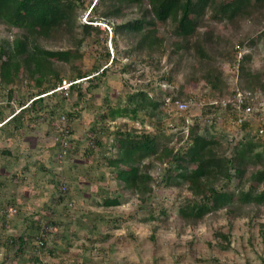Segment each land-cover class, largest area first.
I'll list each match as a JSON object with an SVG mask.
<instances>
[{"label": "rangeland", "instance_id": "obj_1", "mask_svg": "<svg viewBox=\"0 0 264 264\" xmlns=\"http://www.w3.org/2000/svg\"><path fill=\"white\" fill-rule=\"evenodd\" d=\"M89 11V0H86L78 12L79 24L88 23L93 13L88 16ZM134 17L136 11L131 10L123 20ZM111 22L118 23L116 20ZM99 25L100 31L89 36L76 26L71 32L59 30L50 39L38 42L44 49L77 50L80 54V58L70 62L53 64L62 80L57 83V89L67 86L79 72L95 73L94 69L104 66L106 53L117 64L112 65L107 78H102L98 87L89 88L88 82H82L81 87L87 92L84 99H77L75 94L69 93L61 102V110L53 117L24 124V128L19 130L14 126H10L7 132L0 130V237L5 239L3 245L9 244L7 240L10 236L16 238V234H10L11 229L28 235L21 219L29 215L30 210H38L43 219L41 222L35 219L38 224H34L32 229L41 230V226L50 223L49 218L53 217V221L63 226L71 224L68 230L77 232L75 239L68 234L70 246L55 235L63 232L64 227L55 226L57 229L54 227L47 234L49 249L62 251L68 264H264V205L236 206L235 212L222 210L193 221L183 219L179 214V209L191 199L184 184L174 183L166 187L152 184L153 193L149 200L144 201L123 192L122 184L115 180L105 159V155L116 153L112 133L117 129H126L158 135L157 125H160H151L144 112L138 113L135 122L117 118L113 121L108 119L107 124L101 125L98 119L104 110L106 97L115 101L121 97L124 103L127 93L156 85L158 88L160 84L162 89H166L161 76L170 77L176 95L186 99L181 101L188 102L195 109L214 98H225L222 92L211 88L204 76L217 71L229 89L225 90L224 86L222 91L225 90L224 94L229 96L232 90H237L238 84L243 85L234 68L246 54L250 55L243 60L246 67L250 72L262 75L261 84L254 89L258 101L264 100V36L260 35L264 30V10L253 12L247 19L232 22L214 21L208 12L195 38L204 44V58L198 56L194 49L187 53L175 50L174 42L178 40L169 24L158 25L157 35L165 42L153 52L133 51L137 42L135 37L125 34L114 37L107 24ZM23 37H28L25 29L0 22V45ZM17 75L13 85L5 87L0 84V112L3 111L4 116L16 112L20 100L25 101L37 92V84L26 71L23 73L20 70ZM157 92L155 90L152 95ZM57 99H50L48 104L53 105ZM192 100H199V104H191ZM62 115L65 116L64 121L59 119ZM93 125L100 127L96 134L100 143L91 148L89 135ZM257 125L259 121L252 120L245 132V129L231 127L228 123L210 124L208 132L218 137H229V133L234 132L235 139L245 136L261 145L264 139L254 136ZM62 129H68L72 134L67 137V154L59 160L62 149L58 141ZM179 129L180 126L168 133ZM165 137L161 141L162 146H180L174 135L172 142L167 139L168 135ZM156 157L146 159L143 165V170L154 177L163 175L166 170ZM263 167L264 162L247 164L246 178ZM57 178L66 186L60 203L55 202L61 186L56 182ZM244 184L248 189L252 183L246 179ZM263 188L264 184L258 191ZM118 194L125 197L119 206H99L104 197L113 198ZM44 203L47 206L43 207ZM6 209L8 212L4 211ZM9 209H16V213L10 215ZM161 209L165 210L164 215ZM5 215L9 221L7 228L3 227ZM88 232H93V236H89L91 242L86 239ZM4 246L8 253L15 249ZM6 257L3 264H16V258L9 260V255Z\"/></svg>", "mask_w": 264, "mask_h": 264}, {"label": "trees", "instance_id": "obj_2", "mask_svg": "<svg viewBox=\"0 0 264 264\" xmlns=\"http://www.w3.org/2000/svg\"><path fill=\"white\" fill-rule=\"evenodd\" d=\"M85 1L0 0V22L15 25L28 32V37L0 45V84L5 87L13 85L15 79H18L17 74L20 70L23 73L26 71L37 84V92L25 101L20 100L16 112L8 116H4L3 111L0 112V130L7 132L10 126L19 130L24 128V124L53 117L57 111L61 110L63 106L61 102L69 93L75 94L77 99H84L87 92L86 88L81 87L82 82H88L89 88H96L102 78H107V72L112 69V65L116 66L117 61L114 58L110 59L109 54L106 53L104 66L94 69L93 74L77 73L76 78L70 81L66 95L64 90L56 88L57 83L62 80L53 64L58 61L70 62L80 58V54L77 50H48L38 44L41 39H50L52 34L59 30L71 32L79 26L81 32L89 36L100 31L99 23H105L110 27L114 37L122 34L129 35L131 38L135 37L137 42L133 51L153 52L160 49L165 42L164 38L157 35L158 25L169 24L173 27L172 33L178 40L174 42L175 50H183L187 53L190 49H194L198 56L204 58L206 57L204 44L195 38L208 12L211 13L214 21L232 22L247 19L253 12L264 10V0H89L88 16L91 12L93 13L88 23L79 24L78 12ZM131 10L136 11V17L123 20L127 12ZM112 20L118 23L114 24ZM260 35L264 36V30ZM245 56L234 68L238 74L236 77L243 82V85L238 84L239 89H236L246 98L256 97L257 92L254 88L261 84L262 75L250 72L243 63V60L249 58L250 55ZM109 62L110 65H107ZM204 80L212 89L228 96V93L224 94L227 89L226 83L221 81L217 71L215 74L207 73ZM161 82H165L162 84H165L166 89H162L160 84L158 88L156 85L154 88L136 90L135 93L125 95L124 103L121 102V97H118L120 99L117 98L116 101L106 97L104 110L98 115L99 124L105 125L108 119L113 121L117 118L135 122L138 113L144 112L150 118L151 125H160H157L158 135L152 132H132L126 129H117L112 133L116 153L105 155V159L115 180L122 184L123 192H129L144 201L150 199L154 185L166 187L174 183L184 184L190 192L191 199L179 209V214L183 219L193 221H199L209 214L222 210L235 212L236 206L264 205V188L258 191L259 187L264 184V167L250 173L246 178L247 164L259 165L264 162V148L261 146H264V142L261 141L259 145L245 136L235 139L234 132L229 133V137H218L209 133L210 124L212 126L223 124L210 114L222 115L225 110L209 104L210 102H204L197 109L189 105L187 111L178 113L172 103L175 100L186 99L176 95L170 77L161 76ZM223 87L225 90L222 91ZM155 90L158 92L153 96ZM234 91L232 90L229 95ZM55 98L57 99L55 103L49 105L48 101L55 100ZM220 99L221 97H217L212 100ZM254 99L255 104L248 99L245 103L254 104L258 115L264 117V109L259 107L264 100L258 101V97ZM192 102L199 104V100L195 102L192 100L191 104ZM195 111L199 115L190 117V114ZM61 114H63L62 111ZM251 123L252 121L247 122L241 129H245L246 132V126ZM93 126L89 135L91 148L100 143L96 139L100 127ZM179 126L180 129L175 133H168L173 131L172 128H179ZM262 127L261 135L258 125L255 128L256 139H264V123ZM66 130L70 136L71 131ZM166 135L169 136L167 139L171 142L174 135L180 146L177 148L169 144L162 146L161 141L166 139ZM58 144L61 146L59 141ZM68 144L69 139H67V147ZM152 156H157L156 158L166 166L163 175L154 177L143 170L144 161ZM246 179L252 183L248 189L244 187ZM55 180L58 181V185L61 184L59 178ZM233 183L235 185L232 186ZM62 194L59 190L55 202L63 201ZM123 197L121 194L113 198L107 196L103 198L102 203L98 204L103 207L119 206ZM7 209L4 211H8ZM161 213L164 215L165 210L161 209ZM49 220L50 223L42 225L41 230L37 229L33 242H31L32 259L38 264H41L39 261L41 253L51 251L46 238L47 234L52 232V228L64 227L63 232L55 233V235H58V238H61L67 245H71V242L67 240L68 234L74 237L77 235L73 229L68 230L71 224L63 226L53 221V217ZM89 236H93V232H88L86 236V239L91 242ZM7 241H9V248L16 247V252L20 254L26 250L27 245L23 237L10 236ZM38 241L42 245L39 246Z\"/></svg>", "mask_w": 264, "mask_h": 264}, {"label": "built area", "instance_id": "obj_3", "mask_svg": "<svg viewBox=\"0 0 264 264\" xmlns=\"http://www.w3.org/2000/svg\"><path fill=\"white\" fill-rule=\"evenodd\" d=\"M69 84L67 86L61 87L60 89L64 90L65 93L68 90ZM256 97H250L246 98L245 95L240 92L239 90L234 91L231 95L225 98H221L220 100H213L209 104L213 106H219L221 109L225 110V112L222 113V115H218L217 113L210 114L211 117H216L220 123L227 122L231 127H242L243 125L247 124V122H250L252 120L259 121V133H263V127L262 124L264 123V117L262 115H258V112L254 108L255 99ZM250 100L253 105L246 104L245 102ZM169 101V100H168ZM173 106L178 113H182L188 110L189 103L186 101H180L175 100L173 103ZM259 107H262L264 109V102H261L259 104ZM264 111V110H263ZM199 115V113H196V115ZM65 117L61 116L60 121H64ZM171 126V125H170ZM173 126V125H172ZM175 130L176 128H172ZM62 136L59 137V142L61 144L60 148L62 149L59 154V160H61L66 154H67V130L62 129L61 133ZM60 192L64 193L66 191V186L64 183L60 184ZM8 212V211H7ZM9 213L14 214L16 213V209H9ZM7 215V214H6ZM7 215V216H10ZM39 246L42 245L41 242L38 241Z\"/></svg>", "mask_w": 264, "mask_h": 264}, {"label": "crops", "instance_id": "obj_4", "mask_svg": "<svg viewBox=\"0 0 264 264\" xmlns=\"http://www.w3.org/2000/svg\"><path fill=\"white\" fill-rule=\"evenodd\" d=\"M43 207L46 205L45 203L42 204ZM39 206V205H38ZM47 206V205H46ZM30 209H32V207H30ZM38 209V208H37ZM17 210H19L17 208ZM25 210V209H23ZM27 210V209H26ZM38 210H30V214L27 215V216H24L23 219H21L23 222L22 224H25V225H22L23 226V229H26L28 235H25L22 232L20 233H15V231L13 229H11L9 232L10 234H16V238H19V237H23V241L25 242V245L26 246V250L24 251V253H18V251L16 252V247L13 251H11L12 253H8L6 250H4L3 248V243L2 242H5L4 238H1L0 237V242L2 244H0V264H3L4 261L6 260V256L9 255V260H11L12 258H16V264H38L37 261H33L32 259V255H31V250H30V246H32V243L33 242V237H35V234L37 232V229L38 228H33V225H37L38 222H35V219L38 220V221H42V217L38 215ZM19 212V211H18ZM23 212L20 214V217L22 216ZM19 216V215H18ZM16 216V218L18 217ZM9 217V216H8ZM5 224L3 225V227H8V218L7 216L5 215ZM57 228H55L56 230ZM31 233H34L33 235ZM9 234V233H8ZM13 237H15L13 235ZM10 238V237H9ZM73 239H75V237L73 236L72 237ZM59 239V238H58ZM61 242L64 243V241L60 238ZM67 241V240H66ZM59 245V244H58ZM70 246V245H69ZM6 249H8V245L4 246ZM18 248V247H17ZM27 248L29 250H27ZM10 252V251H9ZM62 251H49L47 253H41L40 257H39V261L41 262V264H68L67 263V259H66V255H64ZM24 254V255H23ZM23 255V256H22ZM62 256V257H61ZM2 258V259H1ZM39 262V263H40Z\"/></svg>", "mask_w": 264, "mask_h": 264}]
</instances>
